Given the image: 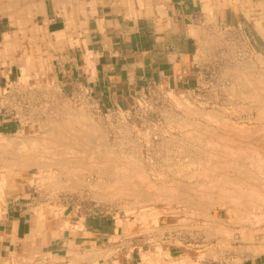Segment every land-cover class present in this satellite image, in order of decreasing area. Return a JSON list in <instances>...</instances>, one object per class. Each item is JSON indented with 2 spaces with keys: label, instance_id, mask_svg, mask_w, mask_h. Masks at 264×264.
<instances>
[{
  "label": "rangeland",
  "instance_id": "rangeland-1",
  "mask_svg": "<svg viewBox=\"0 0 264 264\" xmlns=\"http://www.w3.org/2000/svg\"><path fill=\"white\" fill-rule=\"evenodd\" d=\"M241 6L240 18L206 32L188 72L147 83L121 107L66 83L26 37L30 70L15 67L0 91V218L11 202H28L48 238L78 237L89 251L74 264L118 253L154 264H264V0ZM8 17L0 12L1 28ZM29 137L40 150L18 149ZM24 155L42 166L39 157L18 164ZM90 226L100 246L83 241Z\"/></svg>",
  "mask_w": 264,
  "mask_h": 264
},
{
  "label": "crops",
  "instance_id": "crops-1",
  "mask_svg": "<svg viewBox=\"0 0 264 264\" xmlns=\"http://www.w3.org/2000/svg\"><path fill=\"white\" fill-rule=\"evenodd\" d=\"M241 4L242 0H0V12L9 14L6 28L0 25V91L15 67L29 72L28 65L22 67L16 60L29 62L21 53L22 41L28 37L33 50L47 53L66 83L85 89L97 104L121 107L141 96L147 83L168 82L188 72L206 32L218 23L240 18L236 9L243 8ZM3 60L12 65L5 72ZM34 216L24 200L4 208L0 264H74L75 258L89 252L76 246L78 237L73 243L48 238L47 227H36ZM90 227L83 241L95 236L100 246L102 233ZM94 249L104 251V247ZM85 260L154 264L153 258L144 260L143 256L141 262L133 254L123 259L119 253ZM166 264L182 263L168 260ZM246 264L263 263L255 257Z\"/></svg>",
  "mask_w": 264,
  "mask_h": 264
},
{
  "label": "bare ground",
  "instance_id": "bare-ground-1",
  "mask_svg": "<svg viewBox=\"0 0 264 264\" xmlns=\"http://www.w3.org/2000/svg\"><path fill=\"white\" fill-rule=\"evenodd\" d=\"M19 11H20V10H19ZM22 12H23V11H22ZM18 13H19V12H18ZM25 15H26V13H25ZM36 59H37V58H36ZM16 60H18L17 62H18L19 65H21V63H22V67H24V66H26V65L29 66V65L31 64V61L28 62L25 58H20V59H16ZM38 61H39V60H38ZM42 61H44V60H42ZM34 62H35V61H34ZM16 64H17V63H16ZM40 66H41V65H40ZM42 66H43V65H42ZM43 67H44V66H43ZM39 70H42V69H39ZM35 72H36V71H35ZM41 73H42V71H41ZM34 74H35V73H34ZM42 74H43V73H42ZM40 75H41V74H40ZM46 87H47V86H46ZM71 117H73V116H71ZM80 119H82V120H86V119H83V118H80ZM75 120H76V119H75ZM78 120H79V117H78ZM79 121H80V120H79ZM79 121H78V124H80ZM64 122H65V121H64ZM66 122H67V121H66ZM76 122H77V120H76ZM76 122H75V123H76ZM93 122H94V121H93ZM82 123H83V122H81V124H82ZM85 123H86V121H85ZM89 123H90V122H88V124H89ZM81 124H80V125H81ZM86 124H87V123H86ZM69 125H70V124H69ZM80 125H79V126H80ZM82 125H84V124H82ZM72 126L74 127V125H72ZM88 126H89V125H88ZM70 127H71V126H70ZM80 127H81V126H80ZM80 127L76 128V125H75L74 129L77 130L76 132L79 131V134L81 133L82 135L87 134V132L83 134V132L80 131V130L82 129V128L80 129ZM84 127H85V126H84ZM84 127H83V129L85 130ZM93 127H94V126H93ZM86 129H87V131H88V128H87V127H86ZM96 129H97V128H96ZM92 130H93V129H92ZM92 130L90 129V131H92ZM85 131H86V130H85ZM85 131H84V132H85ZM73 132H74V131H73ZM88 132H89V131H88ZM94 132H96V131L94 130ZM54 133H55V132H54ZM61 134H62V133H61ZM61 134H60V135H61ZM77 134H78V133H77ZM90 134H91V133H90ZM92 134H93V133H92ZM99 134H101V133H99ZM54 135H55V134H54ZM56 135H57V133H56ZM56 135H55V136H56ZM60 135H59V136H60ZM73 135H74V134H73ZM60 137H61V136H60ZM60 137H59V139H61ZM80 137H81V135H80ZM96 137H97V136H96ZM96 137H95V138H96ZM31 138H32V137H31ZM62 138H63V136H62ZM82 138H83V137H82ZM84 138H85V137H84ZM97 138H98V137H97ZM101 138H102V137H101ZM19 139H20V138H19ZM21 139H22V138H21ZM29 139H30V137H29ZM32 139H33V138H32ZM42 139L44 140V138H42ZM56 139H58V136H57ZM67 139H68V138H67ZM91 139H92V138H91ZM102 139H103V138H102ZM43 140H40V141L43 142ZM45 140H46V139H45ZM49 140H50V139H49ZM64 140H65V138H64ZM8 141H9V140H8ZM20 141H21V140H20ZM37 141H38V139H37V140H34V139H33V140H31V139L28 140V138L25 139V140H22L21 143L19 144L20 147L18 146V149H22L23 152H24V149H27V150H28V149H30V150H31V149H33V150L38 149L39 147H38V148L36 147ZM73 141H74V143H75V140H73ZM78 141H79V140H78ZM80 141H81V140H80ZM86 141H87V140H86ZM97 141H98V140H97ZM0 142H1V141H0ZM42 142H40L39 144H41ZM48 142H49V141H48ZM1 143H4V142H1ZM46 143H47V142H46ZM49 143L51 144L52 142H49ZM53 143H55V142H53ZM56 143H58V142H56ZM56 143H55V145H56ZM59 143H60V142H59ZM70 143H72V144H71V146H72V145H73V142H70ZM70 143H69V144H70ZM77 143H79V142H77ZM80 143H81V142H80ZM47 144H48V143H47ZM66 144H67V143H66ZM87 144H88V143H87ZM8 145H10V143L7 144V146H8ZM37 145H38V144H37ZM55 145H53V146H55ZM57 145H58V144H57ZM58 146H59V145H58ZM69 146H70V145H69ZM75 146H76V145H75ZM8 147H9V146H8ZM44 147H45V146H44ZM44 147H43V148H44ZM51 147H52V146H51ZM56 147H57V146H56ZM56 147H55V148H56ZM1 148H2V146L0 147V149H1ZM2 149H3V148H2ZM15 149H16V148H15ZM39 150H40V148H39ZM51 150H52V148H51ZM69 150H70V149H69ZM71 150H74V149H71ZM90 150H92V149H90ZM18 151H19V150H18ZM31 151H32V150H31ZM31 151H30V152H31ZM41 151H42V150H41ZM99 151H100V150H99ZM16 152H17V151H16ZM20 152H21V150H20ZM20 152H19V154H20ZM26 152H27V151H26ZM28 152H29V151H28ZM30 152H29V154H31ZM33 152H34V151H33ZM33 152H32V153H33ZM35 152H36V151H35ZM75 152H76V151H75ZM94 152H95V151H94ZM37 153H38V151H37ZM47 153H48V152H47ZM84 153H85V152H84ZM95 153H99V152L97 151V152H95ZM105 153H106V152H105ZM23 154H24V153H23ZM29 154L26 153L25 155L28 156ZM51 154H52V153H51ZM67 154H68V153H67ZM25 155H24V156H18V158H17L15 161H18V164H23V165H25V163H28L31 159L33 160V158L36 157L35 160H37V158L39 157V156H37L38 154H37L36 156H34V157H32V156L26 157ZM32 155H33V154H32ZM97 155H98V154H97ZM99 155H100V154H99ZM42 156H43V155H42ZM105 156H106V155H105ZM105 156H104V157H105ZM40 157H41V156H40ZM40 157H39V161H40ZM44 157H46V156H44ZM90 157H91V156H90ZM81 158H82V157H81ZM83 158H84V157H83ZM88 158H89V157H88ZM99 158H100V157H99ZM78 159H79V158H78ZM91 159H92V158H91ZM45 160H46V159H45ZM45 160H42V161H45ZM58 160H59V159H58ZM104 160H105V159H104ZM60 161H61V160H60ZM71 161H72V160H71ZM13 162H14V160H13ZM32 162H33V161H31V163H32ZM34 162H36V161H34ZM34 162H33V163H34ZM37 162H38V161H37ZM46 162H47V161H46ZM49 162H50V161H49ZM84 162H85V161H84ZM7 163H8V162H7ZM16 163H17V162H16ZM29 163H30V162H29ZM29 163L26 165V167L29 165ZM42 163H43V162H42ZM42 163H41V161H40L38 164L41 165ZM56 163H57V162H56ZM35 164H36V163H35ZM35 164H34V165H35ZM58 164H59V163H58ZM70 164H71V163H70ZM108 164H109V163H108ZM23 165H22V166H23ZM32 165H33V164H32ZM117 165H118V164H117ZM121 165H122V164H121ZM18 166H19V165H18ZM41 166H42V165H41ZM43 166H45V165L43 164ZM57 166H58V165H57ZM106 166H108V165H106ZM110 166H111V165H110ZM120 167H121V166H120ZM123 167H124V166H123ZM49 169H50V168H49ZM105 169H106V168H105ZM116 169H117V167H116ZM50 170H51V169H50ZM98 172H99V171H98ZM59 173H60V172H59ZM100 173H101V172H100ZM114 173H115V172H114ZM122 174H123V173H122ZM122 174H121V175H122ZM126 174H127V173H126ZM111 175H112V174H111ZM128 176H129V175H128ZM120 177H121V176H120ZM127 178H128V177H127ZM82 179H83V178H82ZM74 182H75V181H74ZM99 182H100V181H99ZM130 184H131V183H130ZM141 184H142V183H141ZM139 185H140V184H139ZM108 186H109V185H108ZM126 186H127V185H126ZM136 186H137V185H136ZM93 188H94V187H93ZM107 188H108V187H107ZM105 189H106V187H105ZM113 189H114V188H113ZM162 190H163V189H162ZM132 191H134V190H132ZM134 192H135V191H134ZM107 193H108V192H107ZM159 194H160V193H159ZM224 194H226V193H224ZM144 195H145V194H144ZM174 195H175V194H174ZM178 195H179V194H178ZM222 195H223V194H222ZM176 197H177V196H176ZM177 199H178V198H177Z\"/></svg>",
  "mask_w": 264,
  "mask_h": 264
}]
</instances>
